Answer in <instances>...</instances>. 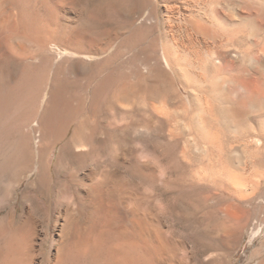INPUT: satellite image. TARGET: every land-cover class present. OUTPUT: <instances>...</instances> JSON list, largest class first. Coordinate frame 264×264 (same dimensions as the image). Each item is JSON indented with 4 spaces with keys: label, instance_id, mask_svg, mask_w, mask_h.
<instances>
[{
    "label": "rangeland",
    "instance_id": "rangeland-1",
    "mask_svg": "<svg viewBox=\"0 0 264 264\" xmlns=\"http://www.w3.org/2000/svg\"><path fill=\"white\" fill-rule=\"evenodd\" d=\"M16 1L26 6L34 3ZM57 1H63V9L56 16L49 14L54 16L55 24L51 26L48 16L50 26L47 23L46 32L84 33L91 26L95 46L88 54L91 61L77 65L79 72L92 74L96 82L107 75L112 77L107 80L104 104L91 120L97 140L91 143L85 164L95 171H113L121 178L128 189L124 197L140 199V207L151 210L155 226L169 241L179 264H264V55L260 52L264 33L231 27L208 32L210 35L204 37L194 35L200 42L192 48L185 46L189 58L185 62L176 59L177 68L188 76L180 78L173 72L176 66L173 70L163 63L162 35L149 24L164 22L163 12L170 6L181 9L183 16L174 14L166 24L187 25L202 1L145 0L144 9L134 14L127 12L134 0ZM209 2L213 8L224 9L220 15L228 22L236 23L251 15L262 24L259 16L240 9L241 0ZM153 7L158 17L148 19ZM186 13H192V18ZM234 13L238 15L234 17ZM177 31L169 30L168 39L192 36L183 29ZM116 47L122 53L119 69L107 60ZM54 49L57 46L51 45ZM246 50L248 54L243 55ZM53 52L56 63L66 67L75 64L68 50L62 49L64 55L59 59ZM210 54H214L215 61ZM242 76L257 80L253 92L241 82ZM243 98L255 100V106H260L255 108L249 102L247 108L242 107L239 123L216 116L209 108L237 106ZM243 113L249 118H243ZM112 134L120 137L125 150L118 164L100 146V141L113 139ZM250 137L259 139L261 148L251 144ZM77 166L70 163L64 168L65 159L57 164L49 194L31 190L28 182L17 189L13 203H17L18 218L26 206L37 209H33L38 223L34 258L28 264H47L53 194L72 199L73 187L62 174L75 172ZM229 170L234 173L235 183ZM37 198L45 201L46 211L35 207ZM124 207L133 204L128 202Z\"/></svg>",
    "mask_w": 264,
    "mask_h": 264
},
{
    "label": "bare ground",
    "instance_id": "bare-ground-1",
    "mask_svg": "<svg viewBox=\"0 0 264 264\" xmlns=\"http://www.w3.org/2000/svg\"><path fill=\"white\" fill-rule=\"evenodd\" d=\"M200 1L203 2L202 6L195 9L198 10L195 15L186 13V16L194 17L190 16L192 20H188L187 25L174 27L166 24L174 14L183 16L181 9L170 6L165 7L164 15L160 13L165 18L164 22L157 20L149 24L150 29L162 35L163 63L173 70L176 66L173 72L180 78L188 76L177 68L176 59L183 58L185 62L189 58L185 46L192 48L200 42L194 39V35L204 37L208 32L216 33L231 27L238 31L251 29L264 33V0H241L240 5L243 12L259 16L262 24L251 15L249 19L241 18L236 23L228 22L220 15L224 9L219 6V10L213 8L209 0ZM62 3L57 0H34V3L26 6L18 4L16 0H0V264H28L32 259L38 227L33 215L36 208L30 209L25 205L23 214L18 218L14 197L24 182H28L27 186L35 192L44 190L49 194L57 164L63 159L64 168L70 163L80 167L75 172L64 170L62 174L73 187L72 199L53 194L55 208L47 235V264H179L169 241L155 226L151 210L140 207V199L124 197L128 189L121 178L113 171H95L85 164L89 159L91 143L97 140L91 120L94 112L104 104L106 85H109L107 80L112 77L107 75L96 82L92 74L79 72L77 65L91 61L88 54L95 46L91 26L84 33H53L48 29L46 32L47 17L53 13L56 16L55 13L63 9ZM145 5V0H134L133 7L126 11L134 14L144 9ZM237 15L233 14L234 17ZM53 17L50 22L52 27L55 24ZM151 17H158L156 7L150 9L148 19ZM209 17L218 20L210 21L207 19ZM173 29H183L192 36L175 41L168 39L169 30L173 32ZM51 45L57 46L55 52L51 50ZM62 49L74 56L72 61L75 64L66 67L63 63L55 62L52 52L59 59L64 55ZM247 50L242 54H248ZM260 52L264 55V47ZM178 53L182 54L181 58L177 56ZM121 56L120 48L116 47L107 59L108 63L119 69ZM213 56H210L212 60ZM249 78L242 76L240 80L251 91L257 80ZM246 99L243 98L237 106L210 105L209 108L215 111L216 116L233 118L232 121L239 123L242 120L239 112L242 113V107L250 102ZM254 101L250 103H254L255 108L260 106H255ZM245 115L249 114H244L243 118L247 119ZM110 136L113 139L100 141V146L107 149L108 156L118 164L125 150L117 134ZM208 138L210 140L211 136ZM249 142L261 148L259 139L250 137ZM213 146L217 148V145ZM135 170L138 172V168ZM228 175L235 183L234 173L229 170ZM128 202L133 207H124ZM36 204L39 210L46 211L45 201L37 198Z\"/></svg>",
    "mask_w": 264,
    "mask_h": 264
}]
</instances>
